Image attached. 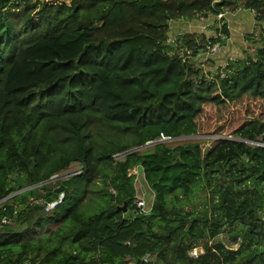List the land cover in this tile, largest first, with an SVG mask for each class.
Wrapping results in <instances>:
<instances>
[{
  "label": "trees",
  "instance_id": "trees-1",
  "mask_svg": "<svg viewBox=\"0 0 264 264\" xmlns=\"http://www.w3.org/2000/svg\"><path fill=\"white\" fill-rule=\"evenodd\" d=\"M20 2L0 0V222L9 220L0 264H264V0ZM238 10L263 27L253 56L229 69L206 74L194 60L223 41L167 42L170 22ZM219 30L227 37L226 25ZM192 136L213 139L134 151ZM73 164L80 170L46 204L47 183ZM137 167L153 205L133 217ZM202 184L206 207L185 211ZM92 186L104 205L85 217ZM33 226L47 236L27 240ZM226 228L236 250L219 241L188 256Z\"/></svg>",
  "mask_w": 264,
  "mask_h": 264
},
{
  "label": "rangeland",
  "instance_id": "rangeland-1",
  "mask_svg": "<svg viewBox=\"0 0 264 264\" xmlns=\"http://www.w3.org/2000/svg\"><path fill=\"white\" fill-rule=\"evenodd\" d=\"M20 1H21L20 3L23 4L22 2L24 0H20ZM70 1L71 0H28L29 4H28V8H26V9H29L31 6H33V5L37 4V3L40 6L46 5V4L47 5H51V4H66V5H69ZM38 8H40V7H38ZM19 11H21V8L12 9V10H10L7 13V17L11 18V17H13V14H16ZM251 13H252V15L254 17V15H255L254 12L251 11ZM35 14L36 13L34 12L33 13V17L36 19L37 16ZM245 15H247V12L245 13ZM220 20H217V21H220ZM181 22H184V21L181 20ZM171 25L172 24L170 22L169 23V32L167 33V38H168L167 42H168L169 45H171V43L175 42L177 37H179L181 35H187L188 34V33H185V32H187L186 31V25H183V24L179 25V27L176 28L179 31L178 30L175 31L174 28L171 29ZM261 25H263V24H261ZM261 25L259 24L258 26H256L257 28L254 30L253 34H248L247 35V37H248V39H247L248 40L247 50H245L243 53H240L238 55V57H236V59L231 57V59H234V60L229 61V63L233 62L235 60L237 61L239 59L243 60L244 58H246L247 55L253 56L252 54H254L253 52H254L255 48L251 47V45H252L251 40L252 41L253 40L257 41L258 36H259V34L261 32V29H262V28H260ZM209 29L210 30L207 31L206 34H209L212 31H214L213 27H210ZM196 30H194V31L198 32V30L197 31ZM178 34H180V35H178ZM196 34H198V33H196ZM201 35L206 37L204 34H201ZM213 35H216V32H215V34H212L210 36H213ZM208 38H210V37H208ZM222 47H223V45H221V48ZM209 59L206 60V61L202 60L201 62H199L198 67L203 73H206V74L211 73V75H212L215 72L216 69L212 70L213 68H210L212 66L206 64V62H210ZM222 64H224V63H222ZM227 68L229 69V68H231V66L230 67L228 66ZM211 75H209V76H211ZM212 139H213V137H211V136H192V137H179V138H175V139H160V140L155 141V142L147 143V144H145L142 147H138V148L134 149V151L135 152H143L145 150H150L153 147L154 144L162 143V142H163V144H165L168 147H173V146L182 145V144H188V143H201V142H204V141H210ZM228 140H230L231 142L242 143V141L239 140V139H233V138L231 139V138H229ZM248 144L249 145H253L251 143H248ZM79 170L80 169H79L78 165H76V164L71 165L68 170L62 172L61 174H59V175L55 176L53 179H51L47 183V185H49L48 188L56 187L57 185H59V182H63L64 180L69 179L72 175H74ZM129 175H132V176L135 177L134 187H135V190H136V195L138 197L143 198L146 202L150 203L152 201V198H153V193L150 191L149 187L147 186L146 182L144 181L142 170L140 168H138V167L134 168V169L129 171ZM219 178H220V174H215L214 176L211 177V181L213 182L215 180H218ZM98 185L101 186L100 183ZM97 190H98V187L92 186L91 190L89 191V193L87 195V198L84 200V204L82 205V207H80V212L85 217L96 215L102 210L104 202H103L102 198H100L99 196H96ZM110 192L112 194L114 193L111 189H110ZM207 200H208V189L206 188L205 184H202L200 189L197 191V193L191 199L184 200L185 202H182L181 207L185 211L200 212V211H202L204 209V207H206V201ZM36 203L38 204L37 206H40L43 202L40 201V202H36ZM20 209H22V207ZM261 217L264 219V216L262 214H261ZM238 228H239V226L235 225L231 229H238ZM47 231H48V229H47L46 226H41V227L33 226L26 233V237L25 238L27 240H29V241H36L39 238H41V239L43 238L44 239L45 236H47V234H48ZM225 231H226V233H223V234L219 235L218 238L215 239L212 243H208L207 241L200 242L196 246V255L203 254L205 246L217 243L219 241L222 244H224L227 249L236 250L239 247V245H240V240H238L237 243L233 244V241H232L231 237L227 234V232L229 231V228H226ZM191 253L192 252H190V254ZM192 256H194V255H192Z\"/></svg>",
  "mask_w": 264,
  "mask_h": 264
},
{
  "label": "crops",
  "instance_id": "crops-1",
  "mask_svg": "<svg viewBox=\"0 0 264 264\" xmlns=\"http://www.w3.org/2000/svg\"><path fill=\"white\" fill-rule=\"evenodd\" d=\"M246 12L247 15H245ZM171 24H172L171 29L174 28L175 31L178 30L176 28H178L179 25L183 24L186 25L187 32L185 33L204 34L206 38L211 37L210 35L215 34V32L218 33L219 27H221L222 25H226V29L228 32V35L226 37L227 39L223 41L224 45L222 48H220V51L217 54L212 55L210 58V62L213 63V66L210 68H213L212 70H214L220 67L221 68L226 67L225 69H228L227 67L231 66L229 61L236 59V57H238L240 53H243L245 50H247V43H248L247 35L253 34L254 30L257 28L256 26H258L260 23L255 20V17H253L251 11L238 10L233 13L224 12L223 18L220 21H217L216 17L212 15H208V17L206 18H200V19L192 20L190 22L177 21V22H171ZM210 27H213L214 31H212L209 34H206V32L210 30L209 29ZM195 28L198 30V32L194 31L196 30ZM260 28H262V25L260 26ZM231 57H233L234 59H231ZM194 60L198 64L199 62H201V59L199 60L194 59ZM196 66L198 67L197 64Z\"/></svg>",
  "mask_w": 264,
  "mask_h": 264
},
{
  "label": "built area",
  "instance_id": "built-area-1",
  "mask_svg": "<svg viewBox=\"0 0 264 264\" xmlns=\"http://www.w3.org/2000/svg\"><path fill=\"white\" fill-rule=\"evenodd\" d=\"M223 17V14H220L216 17L217 20H220L221 18ZM220 29V27H219ZM218 29V30H219ZM212 40H220V41H225L227 38L224 34H222L220 32V30L218 31V33H216V35H213L210 37ZM209 38V39H210ZM220 48H221V44L220 42H216L215 44H212L211 42H208L207 44V47H206V50L205 51H201L197 57L201 59V61H206L208 58V56H212V55H215L217 54L219 51H220ZM187 54V57L190 58L191 56V53L190 52H186ZM207 58V59H206ZM55 177V176H54ZM53 177V178H54ZM52 178V179H53ZM152 205H153V201H151L150 203L149 202H146L143 198L141 197H138L137 195L135 196V200H134V203L132 205V208L130 210H128V214L130 216H133V217H136V216H147L150 211H151V208H152ZM9 223V220L4 217L1 222H0V226H4V225H7ZM223 246L226 248V246L223 244ZM227 249V248H226ZM229 250V249H228ZM190 252H192L190 254ZM194 255V256H192ZM202 254L200 255H196V247L193 248L192 250H190L188 252V256L190 258H193V259H196L198 258L199 256H201ZM151 259L150 255H145V257L143 258V261L145 263H147L149 260Z\"/></svg>",
  "mask_w": 264,
  "mask_h": 264
},
{
  "label": "water",
  "instance_id": "water-1",
  "mask_svg": "<svg viewBox=\"0 0 264 264\" xmlns=\"http://www.w3.org/2000/svg\"><path fill=\"white\" fill-rule=\"evenodd\" d=\"M68 182H69V179L64 180V181L62 182L61 186H60L59 188H56V189L47 188L45 203H46V204H49V203L51 202V198H50V194H51V193H53V194H57V195H58V194H61L62 192H64L65 188H66L67 185H68ZM31 188H32V187L27 188V189H25V190H23V191L29 190V189H31ZM1 202H3V201H0V203H1ZM42 209H43L42 205H40V206H35V207H34V210H36V211H42ZM256 234L259 235V236L262 238L263 242H264V232H263L262 228H260V230H259L258 232H256Z\"/></svg>",
  "mask_w": 264,
  "mask_h": 264
}]
</instances>
